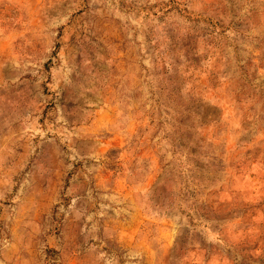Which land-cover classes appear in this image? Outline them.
Returning <instances> with one entry per match:
<instances>
[{
	"label": "rangeland",
	"instance_id": "374dc122",
	"mask_svg": "<svg viewBox=\"0 0 264 264\" xmlns=\"http://www.w3.org/2000/svg\"><path fill=\"white\" fill-rule=\"evenodd\" d=\"M0 264H264V0H0Z\"/></svg>",
	"mask_w": 264,
	"mask_h": 264
}]
</instances>
